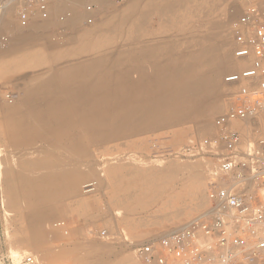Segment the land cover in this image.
Returning <instances> with one entry per match:
<instances>
[{
	"label": "bare ground",
	"instance_id": "obj_1",
	"mask_svg": "<svg viewBox=\"0 0 264 264\" xmlns=\"http://www.w3.org/2000/svg\"><path fill=\"white\" fill-rule=\"evenodd\" d=\"M84 1L49 0V19L41 20L38 16H35L31 19L29 25L24 28L19 26L17 19L13 20L15 4L11 3L12 0L0 6V26H4L11 21L13 24L12 31L11 29H6V31L11 34V37L13 33V40L17 38L23 45L33 43L44 35L45 29L53 24L51 18L54 10L61 6H69L73 11V16L69 17L66 23L67 27L71 31H74L75 34L72 35L75 36H72L73 39L69 41L67 38V41H72L76 44L70 53L90 50L97 54V57L87 62L83 72L79 71L77 73L74 86L70 88H59L58 86L57 90H55L57 82L51 81L49 84L45 82L43 85H40L39 89L34 91L31 89L27 94L25 93L19 103L8 108L10 114L8 116L10 117H7L5 127L0 128V142L3 139H7L12 144L20 137L26 138L29 142L28 145L38 142L42 145L40 152L44 154V158L41 161L25 162L24 167H26L25 170L27 172H32L38 168L61 170L63 163L55 155L58 151H66L69 154L78 150L86 151L87 145H95L99 142L103 143L108 138L116 136V134L118 135L121 131L132 130L140 125H149L162 116L177 119L179 122L187 118L197 119L194 129L195 133L193 134L200 135L203 132L205 122L219 109V104L213 99L219 90H221V75L225 72L232 73L241 70L248 65L249 60L234 58L227 53L226 49L227 38L229 36V23L239 12L235 6L229 11L226 21L213 22L211 24L214 29H217V34L207 35L201 40L197 39L192 42L190 40L179 42V54L171 56L169 52H166L165 54L168 59L161 64L159 59L148 58L146 55L147 51H141L137 48L121 51L120 53L116 52V57H110L112 52H101L98 50L99 37L103 34L105 36L109 34L120 36L121 34L118 32L127 24L133 25L135 29H141L142 25L146 23L148 15L153 11H156L160 16L168 15V25L172 30H182L189 17H196L199 11L206 8L208 5L207 0H145L146 10H142L141 8L142 0H126L125 6L118 13L111 12L109 0H87L95 2L99 6L98 11L89 12L91 17L100 16L97 24L90 29L82 27V22L88 17L84 18L83 12L81 13L78 10L79 5ZM216 2L223 3L222 0L213 1V3ZM262 4V9H264V2ZM206 17L207 15L204 16V18ZM66 37L70 38V36ZM216 37L219 41V46L216 45L217 50L216 47L214 48V44L211 43ZM48 45L47 47H49ZM10 47L7 50L16 53L17 48ZM217 53H219V57ZM51 58H56V55H47L42 50L32 52L25 57L30 65L35 66ZM69 62L72 61L69 60ZM64 63L68 64V61ZM64 63L60 64L63 65ZM206 70H210V77L205 75L204 72ZM133 77L136 79H133ZM84 79H87L89 82L86 84L82 83ZM135 92L140 95V98L137 100L131 98ZM51 94L54 95L53 99L37 104L35 102L29 103L31 95L46 98ZM245 125V122H234L232 123V128L238 130L243 136V134L247 133ZM207 126L209 128L205 131V135L214 129L213 125L207 124ZM197 135L194 136L197 137ZM14 151L16 152V150ZM13 152L12 154L14 155L15 152ZM71 160L75 161V159ZM93 162L95 163L96 161ZM2 169L3 166L0 162V171ZM179 171L178 167L171 165L163 169H153L145 172L134 171L130 173L127 177L129 180L128 187H123L121 182L116 186L122 196H119L118 193L115 197L113 196L115 203L121 206L123 210L122 214L119 211L116 212L115 215L120 217L116 221H119L122 226L128 227L134 233L135 226L134 224H130L129 216L139 210H146L161 195L169 192L172 188V183L176 179L174 176ZM77 172L59 171L57 174L39 179L23 177L19 179L18 177L19 184H17L18 181L13 174L11 165L8 164L5 167L2 182V190L6 196L7 210L5 209V212L12 213L16 211L25 221V227L21 229V236L15 243L16 245L28 244L41 249L42 246H40L38 238L43 243H46L48 240L45 242V238L52 237L51 240L58 238L59 234L57 231L59 228L55 226H51L52 228L49 231L48 228L39 226L34 232L35 223H49L56 219L55 217L60 212L53 207H44L46 200L75 198L82 209L86 208L88 199L79 194L82 175ZM109 172V174L113 173L112 171ZM44 183L48 184L45 188L41 187ZM181 187L182 189L185 187L187 192L183 195L180 194L169 198L172 206L183 202L184 197H189L191 202L200 199L204 188V177L201 175V171L196 168ZM21 201H25L26 213L20 212L19 204ZM132 205L135 206L133 207ZM204 205L205 207L207 206V200L204 202ZM176 211L178 215L184 216L187 209L183 211L177 209ZM183 229L181 227L180 230ZM64 235L66 234L64 233ZM50 243L53 242H49L48 245ZM97 245L101 246V244ZM102 245L104 246V244ZM122 245L124 246V244ZM43 259L47 258L43 257ZM120 264L138 263L130 257H125L121 259Z\"/></svg>",
	"mask_w": 264,
	"mask_h": 264
},
{
	"label": "rangeland",
	"instance_id": "obj_2",
	"mask_svg": "<svg viewBox=\"0 0 264 264\" xmlns=\"http://www.w3.org/2000/svg\"><path fill=\"white\" fill-rule=\"evenodd\" d=\"M8 1L9 0H0V6ZM109 1V5L111 3L110 7L112 13H118L126 4V0ZM142 1L141 8L142 10H146L145 0ZM213 1L214 0H207L208 5L206 8L199 11L196 17H189L182 30H172L168 25V15L160 16L156 11H153L148 15L146 23L142 25L143 27H141V29H135L133 25L127 24L118 32L121 34L120 36L115 34L106 36L103 34L100 36L98 40V50L101 52H112L110 57H116V52L120 53L121 51L137 48L141 51H147L146 55L148 58H157L162 64L168 59L165 54L166 52H169L171 56L179 54V42L186 40L192 42L197 39L201 40L207 35L217 34V29H214L211 24L213 22L226 21L229 11L235 6L238 8L239 12H237L229 23V36L227 38L226 47L227 53L232 56L234 24L247 7L257 6L262 8L264 0H222L223 3H213ZM11 3L13 5L15 4V8L13 9L15 12H13V20H16L19 0H12ZM88 6L91 7L90 11L87 10ZM98 8L99 6L95 2L85 0L79 5L78 10L81 13L83 12L82 14H84L83 17L85 18L89 17L90 13L98 11ZM205 15H207L206 18H204ZM72 16L73 11L69 6L57 8L52 14L51 19L53 24L45 29V33L41 37L42 40H40V38L33 43L25 45L17 40V38L13 40V33L11 37V34L6 31V29H11L12 31L13 24L11 21L4 26H0V57L2 56L0 58V118L2 117L0 119V128L5 127L7 117H10L8 116L10 115L8 108L19 103L21 97L25 93L27 94L31 89L32 91L39 89L40 85H43L45 82L49 84L51 81L57 82L55 90H57L58 86L59 88H70L75 84L74 80L77 73L79 71L83 72L87 62L97 57V54L90 50L70 53L75 48L76 44L75 42L68 41L73 39L72 36L75 35L72 34L75 33L67 27L68 25L66 22L69 17ZM61 17H64V20L61 21ZM90 18H92L93 23L91 25L87 24L86 18L84 19V21L86 20L85 23L84 21L82 22L83 28H93L99 21L100 16H96L95 18L90 16ZM47 19H49V13ZM66 36H70V38ZM131 36H134L133 39ZM211 43L214 44V48L216 47L217 50V46H219L217 37ZM47 44H49V47L51 45V47H47ZM9 47L17 48L16 53L8 51L7 48L9 49ZM39 50L45 51L47 55H56V58L45 60L36 66L30 65L25 57ZM47 50H49L48 53ZM217 56L219 57V53H217ZM69 60L72 62H69ZM67 61L68 64L64 63ZM60 63L64 64L62 65ZM239 72L240 70L232 73L225 72L222 74L223 76L221 75V90H219L213 99L219 104V109L205 122L203 132L200 135L193 134L195 133L194 129L197 124V119L193 120L187 118L179 122L177 119L162 116L149 125H140L132 130L121 131L118 135L116 134V136L108 138L103 143L99 142L95 145H87L86 151L78 150L71 154L66 151H58L55 155L59 157L63 163L61 170L38 168L34 169L32 172H27V170H25L26 167H24V163L41 161L44 158V154L40 152L41 143L38 142L28 145L29 142L26 138L19 137L17 141L10 144L7 139H3L0 142V162L3 166L2 171H0V264H21L27 258H31L34 264H120L121 259L125 257H130L136 262L137 260L132 253L133 247L142 245L148 241L160 239L172 231L180 230L181 227L184 228L187 223L204 213L207 207L204 205L206 201L207 184L206 169L211 166V163L202 156L188 155L186 149L189 145L197 143L203 138L216 135L217 130L213 125L215 117L231 107L235 97L243 94V92L248 89L246 87L247 84L240 81ZM204 73L207 77H210V70H206ZM133 79L136 78L133 77ZM88 82L87 79H84L82 83L86 84ZM5 94L11 95L10 103L3 99ZM53 98V94L46 98L31 95L29 103H42ZM131 98L137 100L140 98V95L135 92ZM207 124L210 126L213 125L214 129L205 135V131L209 128ZM245 127L247 133L243 134V136L245 135L243 138L247 139L252 136V134L248 131L247 124ZM194 135H197L198 138ZM12 150H16V152L14 151V153ZM10 152L11 154H9ZM71 159H75V161ZM93 161H96L97 165L96 162L94 163ZM8 164L11 165L17 181L18 177L19 179L22 177L39 179L41 177L57 174L59 171H78L77 173L82 175L79 185V194L88 199L86 208L82 209L75 198L46 200L44 202V207H53L60 211L58 212L59 216L57 215L55 217L59 219H54L49 223H35L34 232L39 226L46 227L49 231L52 228L51 226L56 227L57 225L55 223L58 224L59 222L61 223V221L64 227H66L63 229L59 228L58 231L56 230L60 236H57L59 239L55 238L51 240L52 237L49 234L51 238H45V242L47 239L48 240L46 243H43L38 238V242L41 244L39 245L42 246L41 249L32 247L28 244L20 246L15 244L21 236V229L25 227V221L16 211L12 213L5 212L6 196L2 190V182L5 167ZM171 165L178 167L180 170L174 176L176 179L171 185V190L161 195V197L146 210H139L129 216V222H131L130 224L132 225L134 224L135 232H131L128 227L122 226L119 221H116L120 218L115 215L116 212L119 211L121 214L123 213L122 207L115 203L113 198L117 193L119 196H122L116 186L121 182L123 187H128L129 180L127 177L134 171L145 172L153 169H163ZM196 168L201 171V175L204 177L202 197L193 201L194 203L191 202L189 197H184L185 199L183 202H179L176 206H172L169 198L176 197L180 194L183 195L187 192L186 188L184 187L182 189L181 186L187 181L190 174L195 171ZM109 171L113 172L111 173L112 175L109 174ZM17 184H19V181ZM47 186V183L41 185L43 188ZM168 204L169 206H167ZM132 206L134 207L135 205ZM191 207L193 208L191 209ZM19 209L20 212H27L25 201H21ZM177 209L179 211L187 209L186 215H178ZM64 233L66 235H64ZM103 233L104 236L101 235ZM48 241L53 243L48 245ZM97 244H101V246ZM102 244H104L105 247ZM115 244L120 245L117 246ZM122 244H124V246ZM42 255L48 260L43 259ZM137 263L141 264L138 261Z\"/></svg>",
	"mask_w": 264,
	"mask_h": 264
},
{
	"label": "built area",
	"instance_id": "obj_3",
	"mask_svg": "<svg viewBox=\"0 0 264 264\" xmlns=\"http://www.w3.org/2000/svg\"><path fill=\"white\" fill-rule=\"evenodd\" d=\"M48 13L49 0H19L20 27L35 16L46 20ZM92 22L88 17L87 24ZM233 31L232 56L249 60L239 72L248 89L215 117L216 135L186 149L211 163L206 210L183 230L133 247L141 264H264V9L247 7ZM10 96L3 99L10 103ZM234 122H245L252 136L243 138L232 128ZM21 264L34 261L27 258Z\"/></svg>",
	"mask_w": 264,
	"mask_h": 264
}]
</instances>
